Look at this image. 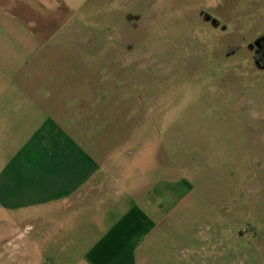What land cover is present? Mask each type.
Instances as JSON below:
<instances>
[{
    "label": "rangeland",
    "instance_id": "374dc122",
    "mask_svg": "<svg viewBox=\"0 0 264 264\" xmlns=\"http://www.w3.org/2000/svg\"><path fill=\"white\" fill-rule=\"evenodd\" d=\"M63 21L32 77L0 79V264H71L154 191L200 220L191 264H264V0H91ZM66 87L90 114L61 156L39 130Z\"/></svg>",
    "mask_w": 264,
    "mask_h": 264
},
{
    "label": "crops",
    "instance_id": "0c3cea01",
    "mask_svg": "<svg viewBox=\"0 0 264 264\" xmlns=\"http://www.w3.org/2000/svg\"><path fill=\"white\" fill-rule=\"evenodd\" d=\"M90 1L0 0V79L13 80L18 75L32 77L33 71L27 66L39 60L55 30L64 28V17L77 13ZM49 25L53 33L47 36L44 32ZM54 89L51 92L60 102L45 107L47 111L39 135L42 147L65 156L68 148L77 144L76 135L81 127L77 123L89 116L90 110H80L78 99L68 100L70 88ZM159 193L154 191V197L147 194L134 203L71 264H162L163 260L165 264H191L192 252L201 251V255H206V235L200 230L194 235L200 239V247L190 246L192 232L196 231L192 230V225H198L200 220L176 216L175 210L181 204L168 202ZM176 232L185 243L181 247L176 244ZM176 253H182L183 258ZM28 259L32 257L29 255Z\"/></svg>",
    "mask_w": 264,
    "mask_h": 264
},
{
    "label": "trees",
    "instance_id": "16d2710c",
    "mask_svg": "<svg viewBox=\"0 0 264 264\" xmlns=\"http://www.w3.org/2000/svg\"><path fill=\"white\" fill-rule=\"evenodd\" d=\"M257 42L260 44V49H257V53H256V59L258 61V63L261 66H264V61H262V57H264V35L261 37L257 38Z\"/></svg>",
    "mask_w": 264,
    "mask_h": 264
},
{
    "label": "flooded vegetation",
    "instance_id": "af4514ba",
    "mask_svg": "<svg viewBox=\"0 0 264 264\" xmlns=\"http://www.w3.org/2000/svg\"><path fill=\"white\" fill-rule=\"evenodd\" d=\"M256 47H257L258 49L261 48V47H260V44L257 42V40H256Z\"/></svg>",
    "mask_w": 264,
    "mask_h": 264
}]
</instances>
